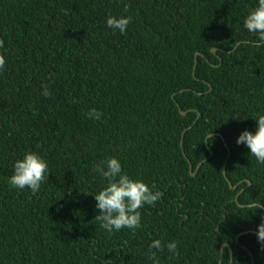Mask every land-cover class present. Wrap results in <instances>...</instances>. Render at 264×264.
<instances>
[{
	"label": "trees",
	"instance_id": "trees-1",
	"mask_svg": "<svg viewBox=\"0 0 264 264\" xmlns=\"http://www.w3.org/2000/svg\"><path fill=\"white\" fill-rule=\"evenodd\" d=\"M255 2L0 0V264H264V164L236 144L264 113V44L243 27ZM109 14L132 17L126 34ZM27 151L49 165L37 193L8 183ZM113 156L161 197L110 234L94 167Z\"/></svg>",
	"mask_w": 264,
	"mask_h": 264
},
{
	"label": "clouds",
	"instance_id": "clouds-1",
	"mask_svg": "<svg viewBox=\"0 0 264 264\" xmlns=\"http://www.w3.org/2000/svg\"><path fill=\"white\" fill-rule=\"evenodd\" d=\"M132 17L129 15L109 14L105 19V24L113 32L126 34ZM243 27L252 34L259 37L257 47L264 44V0H256L243 20ZM3 42L0 41V48ZM6 55L0 54V72L5 70ZM42 95H51L47 86L43 87ZM92 119H100L101 113L96 109H91L88 113ZM256 127L254 131L245 129L236 138V144L245 145L249 153L255 157L257 163L264 164V113H257L255 116ZM209 140L211 142H209ZM209 146L214 141V136L210 132L203 138ZM12 174L8 177V183L14 189L23 190L28 188L32 193H37L42 184L49 176V165L47 159L35 151L24 152L15 159L12 165ZM94 171L98 172L106 183L93 196L95 207L99 215L95 218L100 223V227L108 233L120 231L127 228L136 230L141 225V211L144 205L153 206L161 197V192L154 187L150 188L147 183L140 179H133L124 172L119 158L109 157L95 165ZM257 241L264 245V218L257 225ZM166 247L169 253L178 252V242L170 241L166 245L160 239L152 240L149 249L157 251ZM149 258L153 264H158L155 252L149 253Z\"/></svg>",
	"mask_w": 264,
	"mask_h": 264
},
{
	"label": "water",
	"instance_id": "water-1",
	"mask_svg": "<svg viewBox=\"0 0 264 264\" xmlns=\"http://www.w3.org/2000/svg\"><path fill=\"white\" fill-rule=\"evenodd\" d=\"M215 50H216L215 47H212V48L210 49L211 52H215ZM198 54H199L198 52H195V53H194V56H193V57H194V58H193V61H194V63H193V67L195 66V57H196V55H198ZM178 110H179L180 114H184V113H185V111H182V110H180L179 108H178ZM209 153L211 154L210 151H209ZM225 161H226V159L224 160V162H225ZM248 183H249V182H248ZM228 184H229V183H228ZM236 185H237V184H235V185H230V184H229V187H230V188H235ZM241 191H242V189H240L239 192H241ZM234 200H235V201L237 200V194L235 195ZM253 205H255V203H250V204H248V206H253ZM259 207L262 208V209L264 210V208H263L261 205H259ZM224 247L230 248V246H229L228 243H223V244L221 245V250H222ZM249 254H250V253H249ZM218 264H220V262H218Z\"/></svg>",
	"mask_w": 264,
	"mask_h": 264
},
{
	"label": "bare ground",
	"instance_id": "bare-ground-1",
	"mask_svg": "<svg viewBox=\"0 0 264 264\" xmlns=\"http://www.w3.org/2000/svg\"><path fill=\"white\" fill-rule=\"evenodd\" d=\"M189 170H191V165H189ZM195 171H196V169H195ZM195 171H194V172H191V174H194ZM221 245H222V244H221ZM220 250H221V248H220Z\"/></svg>",
	"mask_w": 264,
	"mask_h": 264
}]
</instances>
